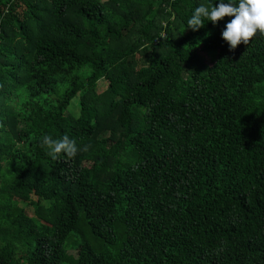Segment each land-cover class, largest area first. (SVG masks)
<instances>
[{"label":"trees","instance_id":"1","mask_svg":"<svg viewBox=\"0 0 264 264\" xmlns=\"http://www.w3.org/2000/svg\"><path fill=\"white\" fill-rule=\"evenodd\" d=\"M212 2L0 0V264H264V34Z\"/></svg>","mask_w":264,"mask_h":264},{"label":"clouds","instance_id":"2","mask_svg":"<svg viewBox=\"0 0 264 264\" xmlns=\"http://www.w3.org/2000/svg\"><path fill=\"white\" fill-rule=\"evenodd\" d=\"M226 15L231 19L225 22L220 35L229 49H235L241 42L247 44L257 31L264 34V0H216L211 6L199 4L193 8L186 24L195 31L206 21L215 25ZM41 146L47 147L50 154L63 153L68 158L74 157L78 151L76 141L68 135L53 139L44 134Z\"/></svg>","mask_w":264,"mask_h":264},{"label":"rangeland","instance_id":"3","mask_svg":"<svg viewBox=\"0 0 264 264\" xmlns=\"http://www.w3.org/2000/svg\"><path fill=\"white\" fill-rule=\"evenodd\" d=\"M199 53H201V56H203V58H205L206 60H210V57H209V55L206 53V52H204V51H199ZM105 85H106V82L104 81H102V82H100L99 84H98V89H100V90H102V89H104L105 88Z\"/></svg>","mask_w":264,"mask_h":264}]
</instances>
